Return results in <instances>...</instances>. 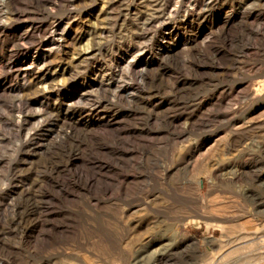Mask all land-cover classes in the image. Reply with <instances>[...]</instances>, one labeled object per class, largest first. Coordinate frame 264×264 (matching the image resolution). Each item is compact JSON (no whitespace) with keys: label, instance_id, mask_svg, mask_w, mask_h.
Returning <instances> with one entry per match:
<instances>
[{"label":"rangeland","instance_id":"obj_1","mask_svg":"<svg viewBox=\"0 0 264 264\" xmlns=\"http://www.w3.org/2000/svg\"><path fill=\"white\" fill-rule=\"evenodd\" d=\"M263 241L264 0H0L7 264H264Z\"/></svg>","mask_w":264,"mask_h":264},{"label":"bare ground","instance_id":"obj_2","mask_svg":"<svg viewBox=\"0 0 264 264\" xmlns=\"http://www.w3.org/2000/svg\"><path fill=\"white\" fill-rule=\"evenodd\" d=\"M223 225V224H222ZM219 231L221 232V236L220 238L218 239V242L221 243V245H223L228 237V231H227V228L226 226H219L218 227ZM264 242V241H263Z\"/></svg>","mask_w":264,"mask_h":264},{"label":"built area","instance_id":"obj_3","mask_svg":"<svg viewBox=\"0 0 264 264\" xmlns=\"http://www.w3.org/2000/svg\"><path fill=\"white\" fill-rule=\"evenodd\" d=\"M0 264H7L4 259L0 257Z\"/></svg>","mask_w":264,"mask_h":264}]
</instances>
